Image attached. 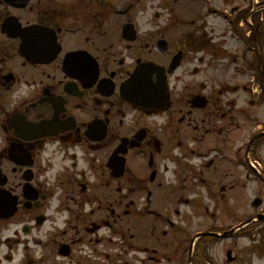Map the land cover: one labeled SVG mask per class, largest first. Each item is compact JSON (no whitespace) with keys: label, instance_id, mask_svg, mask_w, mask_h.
<instances>
[{"label":"flooded vegetation","instance_id":"1","mask_svg":"<svg viewBox=\"0 0 264 264\" xmlns=\"http://www.w3.org/2000/svg\"><path fill=\"white\" fill-rule=\"evenodd\" d=\"M114 1L0 0V264H238L264 207V0H170L132 41Z\"/></svg>","mask_w":264,"mask_h":264},{"label":"rangeland","instance_id":"2","mask_svg":"<svg viewBox=\"0 0 264 264\" xmlns=\"http://www.w3.org/2000/svg\"><path fill=\"white\" fill-rule=\"evenodd\" d=\"M126 1H124L125 3ZM143 3L144 8V15H136L134 16V19L137 23V25L140 26L141 30L148 29L149 26L153 27L155 24H157L156 20L152 17V14L157 12L155 9H150L153 6H156V4L159 3L160 7H164V4H167L169 0H141ZM169 4V3H168ZM157 7V6H156ZM161 10V9H160ZM162 12V10H161ZM166 14V13H165ZM131 16V13H130ZM117 17L121 18V15H117ZM114 25L118 24V22H114ZM247 199L245 197L242 198V202H246L248 208H250V203H248L249 200V193L247 195ZM252 200V197L250 198V201ZM260 206L259 208H261ZM257 208V209H259ZM258 228H261L258 229ZM259 231V233H258ZM261 231V233H260ZM255 233V235L252 233V236L244 235L239 240V255H240V262L238 264H264V245L262 246V242L264 243V222L260 224L255 230L252 231ZM259 234V236L257 235Z\"/></svg>","mask_w":264,"mask_h":264}]
</instances>
